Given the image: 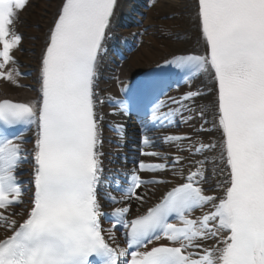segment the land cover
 I'll use <instances>...</instances> for the list:
<instances>
[{"label": "snow or ice", "instance_id": "obj_1", "mask_svg": "<svg viewBox=\"0 0 264 264\" xmlns=\"http://www.w3.org/2000/svg\"><path fill=\"white\" fill-rule=\"evenodd\" d=\"M29 3L0 0V79L13 85L21 75L15 25ZM117 7L118 0H61L40 58L38 98L0 100V264H264V0H192L189 15L205 54L174 55L165 63L188 83L208 77L214 99L194 109L205 93L189 90L169 97L179 108L164 112L162 81H141L132 92L142 108L141 144L154 146L147 132L176 116L196 118L181 109L201 120L211 112L219 138L188 149L202 158L176 182L145 180L141 172L168 165L141 161L122 183L113 181L119 196L101 192L105 100L97 91ZM127 111L121 102L120 112ZM19 126L34 129V141H25ZM183 140L192 137L165 134L162 142L179 147ZM182 159L175 157L173 166ZM25 163L32 169L29 189L19 179ZM149 183L169 187L133 215L129 202L143 207L147 193L139 190ZM121 229L126 247L117 239Z\"/></svg>", "mask_w": 264, "mask_h": 264}, {"label": "bare ground", "instance_id": "obj_2", "mask_svg": "<svg viewBox=\"0 0 264 264\" xmlns=\"http://www.w3.org/2000/svg\"><path fill=\"white\" fill-rule=\"evenodd\" d=\"M125 1L127 2L123 12L119 15L121 17L116 16L114 23L120 22L125 15L126 25L135 24V30H139V35L132 44L133 48L127 50L124 53V58L120 59L116 68L112 69L114 70L113 75L117 76L118 80L135 77L174 55L205 52L203 42L199 40L200 34L197 25L189 15L192 0H158L156 6L152 8H149L151 0H123V2ZM60 3L61 0H30L29 6L20 14L18 32L22 33V43L18 58L22 72L26 77L18 88L2 83L0 98L12 97L32 101L38 97L40 58L48 29L55 18ZM201 85L205 86L208 94L192 106L194 109H199L201 104H208L214 99V83L207 77L202 80ZM181 111L185 118L192 115L187 110L182 109ZM205 117L209 122L204 125L203 133L196 132V129L202 125V120L195 118L185 122L180 117L182 126H179V129L192 137V141L178 142L179 147L166 145L164 148L165 153L183 157L181 163L175 166L171 165L163 172L147 173L146 176L159 175L166 180L176 182L181 180V176L186 175L189 169L194 170L195 161L202 157L190 153L188 149L192 148L193 144L198 146L199 142L207 143L210 140L216 142L219 138V132L214 127L213 130H209V127L213 126L211 112H206ZM134 157L138 162L147 160L136 154ZM166 160L164 159V161ZM188 163L191 165H187ZM208 167L211 169V165ZM217 179H223V177H217ZM216 182V180L212 181L213 184ZM168 187V184H163L159 187L140 190L142 195L147 193V202L141 207L137 202L130 201L132 214H136L138 208L143 212L146 207L157 202ZM205 187L208 188L209 185H205Z\"/></svg>", "mask_w": 264, "mask_h": 264}]
</instances>
